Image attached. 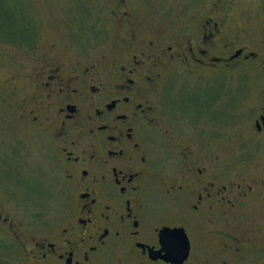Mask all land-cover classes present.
<instances>
[{
	"label": "flooded vegetation",
	"instance_id": "1",
	"mask_svg": "<svg viewBox=\"0 0 264 264\" xmlns=\"http://www.w3.org/2000/svg\"><path fill=\"white\" fill-rule=\"evenodd\" d=\"M104 1L118 31L99 57L87 14L62 58L27 16L0 18V55L6 46L30 61L0 90V113L49 143L61 194L53 217L17 219L44 206L43 181L1 170L11 186L0 188V264H180L183 234L181 264H241L255 242L227 227L264 203V182L222 170V129L244 100L231 81L249 82L253 139H264V37L229 33L222 0L169 20L151 0Z\"/></svg>",
	"mask_w": 264,
	"mask_h": 264
},
{
	"label": "rangeland",
	"instance_id": "2",
	"mask_svg": "<svg viewBox=\"0 0 264 264\" xmlns=\"http://www.w3.org/2000/svg\"><path fill=\"white\" fill-rule=\"evenodd\" d=\"M6 3L3 10L13 15L27 16L34 28L43 49H52L59 58L69 57L67 48L79 38L78 16L87 14L94 23L93 35L98 38L96 57L111 47L117 33L116 26L109 22V7L104 0H0ZM153 10L161 12L164 20L182 15L188 7L194 13L212 6L216 0H151ZM227 15L229 33L246 30L257 39L264 37V0H222ZM148 12L140 9V16L148 18ZM21 20V19H19ZM20 22L17 23L19 26ZM21 26H19L20 28ZM90 36V35H89ZM84 36H82L83 38ZM81 38V39H82ZM81 41V40H80ZM73 47V46H72ZM9 55H0V90H5L12 75L29 72L30 61L24 51L3 48ZM51 54V55H52ZM16 59L11 61V59ZM231 76V75H228ZM231 80L230 77L227 78ZM235 89L243 94L242 106L238 117L222 129V152L226 159L222 161V170L231 179L246 183L264 182V139H253L251 121L255 110V91L249 82L231 81ZM1 109V108H0ZM1 112V110H0ZM52 148L39 132L29 131L19 125L13 116L0 113V172L11 166L31 172L43 181L40 190L46 197L43 207L13 210V216L24 221L35 217L39 212L53 217L58 212L61 194L58 192V180L52 166ZM8 166V168H6ZM250 181V182H249ZM57 184V185H56ZM11 184L0 177V188L9 189ZM229 227V231L239 233L244 239L255 242L243 257L241 264H264V203H251L240 210ZM257 247V248H256ZM233 263L235 260H233Z\"/></svg>",
	"mask_w": 264,
	"mask_h": 264
},
{
	"label": "water",
	"instance_id": "3",
	"mask_svg": "<svg viewBox=\"0 0 264 264\" xmlns=\"http://www.w3.org/2000/svg\"><path fill=\"white\" fill-rule=\"evenodd\" d=\"M175 242L170 241L168 244L170 246V248H173L172 246L174 245ZM175 244H178L180 247V251H178V257H179V263L181 264L187 257V253H188V242H187V238L185 236V234H183L182 239L179 241L177 240V242Z\"/></svg>",
	"mask_w": 264,
	"mask_h": 264
},
{
	"label": "trees",
	"instance_id": "4",
	"mask_svg": "<svg viewBox=\"0 0 264 264\" xmlns=\"http://www.w3.org/2000/svg\"><path fill=\"white\" fill-rule=\"evenodd\" d=\"M1 9H0V18H2V20H9L12 19L10 14H8L7 11L3 10V8L5 7L6 3H4L3 1L1 2Z\"/></svg>",
	"mask_w": 264,
	"mask_h": 264
}]
</instances>
